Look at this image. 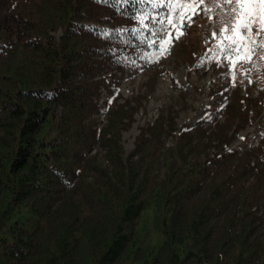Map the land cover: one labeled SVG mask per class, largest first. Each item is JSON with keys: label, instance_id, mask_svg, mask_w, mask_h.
I'll return each instance as SVG.
<instances>
[{"label": "trees", "instance_id": "16d2710c", "mask_svg": "<svg viewBox=\"0 0 264 264\" xmlns=\"http://www.w3.org/2000/svg\"><path fill=\"white\" fill-rule=\"evenodd\" d=\"M116 9L113 0H0V264H264V133L257 146L228 147L247 122L243 102L258 114L264 100L196 44L201 10L179 38L181 57L226 66L224 119L208 110V126L182 125L161 152L176 122L160 114L124 157L121 130L161 71L145 95L117 103L120 81L156 61V47L131 31L105 34L139 27L123 14L130 4ZM101 86L111 96L98 102ZM97 113L108 116L99 128Z\"/></svg>", "mask_w": 264, "mask_h": 264}, {"label": "rangeland", "instance_id": "374dc122", "mask_svg": "<svg viewBox=\"0 0 264 264\" xmlns=\"http://www.w3.org/2000/svg\"><path fill=\"white\" fill-rule=\"evenodd\" d=\"M204 8H209L211 11H203V25L201 31L196 32V35L201 39L196 41L198 46L206 45V51H210L217 40H213L211 43L209 39H206V35L212 36L213 30L219 32L221 28V19H230L226 16L229 11L227 4L217 5L215 0H209L208 3L203 4ZM60 29L57 30L54 35H60ZM179 39L177 43H174L169 50V53L164 57L154 61L151 65L145 68L142 72L135 76L124 77L117 86V90L120 92L121 97L117 100V103H123L126 98L134 95L136 92H142L144 95L146 92V82L151 79L156 71H161L155 78V84L152 91L143 98L140 105H136V111L133 115V121L126 130H121L120 144L123 147L124 157L135 147V140L140 132V128L148 123H152L156 120L160 114H162L167 120L174 117L176 122L175 132H171L166 126V131H163L161 140L162 146L159 151H163V148L171 146L176 140V134L179 128L184 124L196 126L197 124H204L208 126V116L206 115L208 110H217L216 114L219 115L220 120H223L224 110L221 108V94L223 97L232 98L230 90L225 89L226 81V66L222 69L216 67L214 63H205L203 61H193L182 58L180 48L182 47L183 40ZM180 44V45H179ZM176 45V46H175ZM255 52L248 54L249 63L236 66L237 74L239 75L238 81L242 83L256 99L264 100V34L251 45ZM181 53V54H179ZM244 55V50H241V56L235 57V60L241 59ZM109 73H106L108 75ZM97 78V77H95ZM109 77L107 78V80ZM108 86H101L99 89V95L102 102L108 99L111 94L107 89ZM222 89L220 93V89ZM223 92V93H222ZM107 101V100H106ZM248 103V104H247ZM218 104V105H217ZM247 108V122L244 127L237 130L232 138L229 147H235L242 149L243 146L251 148L257 146L261 139V134L264 133L263 128L258 127V119L260 115H264V103L258 107L261 111L255 114V108L249 101H244ZM57 114L60 113V107L57 108ZM92 120L96 123V127H102L107 124L108 116L104 113L93 114ZM235 124L232 125L229 132H233ZM198 134L194 137L196 139ZM98 145L95 150L98 152V158L100 162L105 161L103 156L104 152ZM92 151V153L95 152ZM210 151H214L213 148ZM155 165V174L160 178L164 173V166L162 159L159 163H153ZM261 213V209L259 210ZM256 235L264 238V221L261 222L256 230Z\"/></svg>", "mask_w": 264, "mask_h": 264}, {"label": "snow or ice", "instance_id": "6c2138e0", "mask_svg": "<svg viewBox=\"0 0 264 264\" xmlns=\"http://www.w3.org/2000/svg\"><path fill=\"white\" fill-rule=\"evenodd\" d=\"M120 11L124 5L132 6V13L127 10L124 15L139 25L131 29L117 28L107 30L118 33L131 31L133 34H140L141 42L149 47H156L153 59L158 60L161 56L167 55L175 40L184 35V27L193 23L192 16L198 15L201 10L211 11L209 8L201 9L200 5L206 4L209 0H113ZM217 5L227 4L229 11L226 16L230 19H221L219 32L213 30L212 39L218 43L210 50L218 52L219 56L233 67L250 62L248 54L256 49L251 45L264 34V0H215ZM150 5L151 10H146L138 5ZM163 9V11H156ZM149 35L143 37V32ZM244 55L241 59L234 60ZM216 59V57H212ZM234 77V73H233Z\"/></svg>", "mask_w": 264, "mask_h": 264}, {"label": "built area", "instance_id": "2783aa9c", "mask_svg": "<svg viewBox=\"0 0 264 264\" xmlns=\"http://www.w3.org/2000/svg\"><path fill=\"white\" fill-rule=\"evenodd\" d=\"M99 101H102V99H101V98H99ZM98 128H99V126H98Z\"/></svg>", "mask_w": 264, "mask_h": 264}]
</instances>
